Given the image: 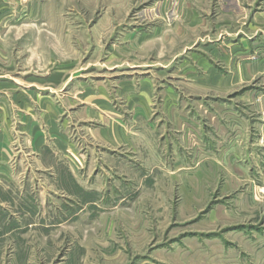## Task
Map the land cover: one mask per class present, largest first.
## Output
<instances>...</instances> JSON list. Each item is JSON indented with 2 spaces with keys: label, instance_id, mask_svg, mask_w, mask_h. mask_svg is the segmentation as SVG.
Masks as SVG:
<instances>
[{
  "label": "rangeland",
  "instance_id": "rangeland-1",
  "mask_svg": "<svg viewBox=\"0 0 264 264\" xmlns=\"http://www.w3.org/2000/svg\"><path fill=\"white\" fill-rule=\"evenodd\" d=\"M235 2L10 1V162L27 170L0 264H264V0ZM216 72L244 81L219 91ZM19 78L57 109L41 156Z\"/></svg>",
  "mask_w": 264,
  "mask_h": 264
},
{
  "label": "crops",
  "instance_id": "crops-1",
  "mask_svg": "<svg viewBox=\"0 0 264 264\" xmlns=\"http://www.w3.org/2000/svg\"><path fill=\"white\" fill-rule=\"evenodd\" d=\"M10 1L11 0H0V44L4 42V33L6 29H9V10H10ZM233 2L236 4L235 0ZM249 38V37H248ZM236 44L238 47L244 48V42L247 40L241 36L238 40H236ZM240 54H244V51H241ZM10 67H11V57L9 53L1 52L0 51V209L3 211V208L1 205L4 204H10L13 202H16L18 204L25 203V199H20L17 201L16 197L12 195V191L10 189L11 182L14 179L15 172H25L26 166L25 162L22 163L21 166L19 164H11V154H10V147H11V141L15 140V134H12V128L11 125V118H10V108L12 105L10 104L9 94L11 89V73H10ZM217 71V70H216ZM237 72H239L237 70ZM229 73L227 75H221L216 74L213 79H211V84L216 86V89L219 91H227L234 86H236L238 83L243 82L244 79H240V76H243L244 73ZM28 83V84H27ZM24 81L23 78H19L17 80L13 81V86H16L14 88V91H12V99L14 102V105L18 107V109H22L23 112L19 114L18 118V125L17 130H19L20 138H21V144L23 148H32V151L35 155L41 156L43 152L48 151L50 148L49 145H47L46 140L52 139L51 136H46L43 134L41 129V122H45L42 118L44 117L46 119L47 114L51 118H47L46 122H49L50 124H57L56 123V114L57 109L56 106L49 101L48 99H42L43 95L41 92L38 94L36 88H39L38 86L34 85L33 90H29L32 82ZM28 90L29 92L33 93L31 95H27L25 91ZM143 91V90H142ZM139 98L141 97L138 95ZM147 97V96H146ZM143 97L139 103H142L140 106H132L133 110H135V113L141 116H144L145 110L144 107L146 103H148V98ZM138 98V97H137ZM104 101V100H103ZM28 102V103H27ZM35 107L38 109H32L33 112H26L27 108L30 110V106ZM29 106V107H28ZM43 109H49V112L43 111ZM136 116V115H135ZM148 116V115H145ZM36 117H38L36 119ZM117 124V123H115ZM116 126V125H115ZM113 130L110 129V135L114 137V139L117 138L118 132L122 134V128L121 125L118 124V127H113ZM117 131H116V130ZM119 129V131H118ZM53 130V129H51ZM20 138L17 137V140ZM104 140H107V136L104 134L103 137ZM60 141V140H59ZM61 143V141H60ZM23 159L22 155L18 157V160ZM24 160V159H23ZM25 178V176L23 177ZM22 208V207H21ZM4 218L2 217L1 220ZM2 229L0 228V233Z\"/></svg>",
  "mask_w": 264,
  "mask_h": 264
}]
</instances>
